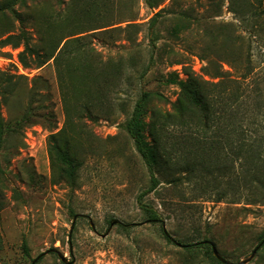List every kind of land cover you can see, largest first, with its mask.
<instances>
[{
  "label": "rangeland",
  "instance_id": "1",
  "mask_svg": "<svg viewBox=\"0 0 264 264\" xmlns=\"http://www.w3.org/2000/svg\"><path fill=\"white\" fill-rule=\"evenodd\" d=\"M216 2L17 0L0 12V118L12 124L0 151V264H31L51 248L72 264H217L204 249L168 242L161 223L147 221L138 196L149 187L150 173L125 127L137 99L149 91L143 121L150 140L152 117L174 111L190 74H201L208 60L236 56L221 28L237 17L228 0L222 9ZM99 26L105 27L89 30ZM9 35L16 37L2 45ZM25 40L39 51L28 54V66L19 57ZM37 76L45 81L31 92L28 83ZM21 117L26 121L15 124ZM52 133L79 163L73 182ZM197 182L174 186L163 179L144 201L177 242L208 238L227 259L245 258L264 236V205L250 211L243 202H216ZM77 213L85 216L69 239ZM113 218L128 227L117 224L102 237ZM36 264L65 263L48 253ZM247 264H264V244Z\"/></svg>",
  "mask_w": 264,
  "mask_h": 264
},
{
  "label": "trees",
  "instance_id": "2",
  "mask_svg": "<svg viewBox=\"0 0 264 264\" xmlns=\"http://www.w3.org/2000/svg\"><path fill=\"white\" fill-rule=\"evenodd\" d=\"M16 1H0V12L13 9ZM224 1L217 0L218 9H222ZM148 2L150 4L151 0ZM228 7L238 22L224 25L221 34L227 49L233 47L236 56L222 55L215 62L208 60L201 74H190L181 83L174 111L161 112L152 117L150 140L144 132L143 121L149 91L141 93L125 125L150 173L149 187L138 196L147 221L160 222L161 232L168 242L192 252L204 249V254H209L217 264L224 263L213 255L210 239L177 242L165 234L162 216L144 198L166 179L174 186L198 181L203 194L215 195L216 202H243L244 209L250 211L254 206L260 209L264 205V64H261L264 61L259 59L264 57V0H228ZM163 11L155 14L151 27L155 26ZM14 37L7 36L2 45L9 44ZM69 43L62 46L58 56L68 50ZM18 44L16 41L15 45ZM25 44L19 57L23 65L28 66V54L39 55V51L28 40H25ZM53 55L44 54L46 59H39L37 67L45 64ZM58 56L55 60H58ZM202 58L206 59L204 56ZM225 64L229 68H225ZM39 80L43 78L37 76L29 81L31 92ZM45 88L48 90L49 85H45ZM45 108L47 117L54 115L49 104ZM22 120L23 117L18 118L15 124ZM35 122V119L29 120V123ZM11 128L10 121L0 118V151ZM175 132L180 135L176 136ZM50 137L55 138L54 148L66 164V175L73 182L79 163L70 156L69 146L65 148L66 145L57 144L56 134L52 133ZM123 224L128 227V224ZM260 244H264V236H261Z\"/></svg>",
  "mask_w": 264,
  "mask_h": 264
},
{
  "label": "water",
  "instance_id": "3",
  "mask_svg": "<svg viewBox=\"0 0 264 264\" xmlns=\"http://www.w3.org/2000/svg\"><path fill=\"white\" fill-rule=\"evenodd\" d=\"M81 216H85V214L77 213V214L74 215V217H73V221H72V225H71V229H70V231H69V239L71 238V235H72V233H73V230H74V227H75V224H76V220H77L79 217H81ZM123 223H124V222H122V221H121L120 219H118V218H113V219H111V221H110V225H109V228L107 229V231H106L104 234H102V237H106V236L111 232L112 228H113L115 225H117V224H123ZM90 225H91V227H92V229H93L94 231H97V230H96L95 223H94L93 220H91V219H90ZM163 228H164L165 234L168 235V236H171V235L169 234V232L167 231V229H166V227H165L164 224H163ZM171 237H172V236H171ZM172 238H173V237H172ZM70 245H72L71 240H70ZM211 246H212V252H213V255H214V256H215L220 262H222V263H224V264H247V263L251 262V261L255 258V256L257 255L258 251H259L260 248L262 247V244H258V245L252 250V252H251L248 256H246L245 258H243V259H241V260H239V261H236V262H235V261H231V260L227 259L226 257H224V256L219 252V250L217 249L216 245H215L213 242L211 243ZM53 252L56 253L57 256H58V258H59V260H61V261H62L63 263H65V264H72V263L74 262V260H72V261L68 260V258H67L64 254H62L60 251H58L57 249H55V248H51V249H49V250H47V251L41 253L39 256H37V257L31 262V264H36V262H38L39 259H40L41 257L45 256V255L48 254V253H53Z\"/></svg>",
  "mask_w": 264,
  "mask_h": 264
},
{
  "label": "flooded vegetation",
  "instance_id": "4",
  "mask_svg": "<svg viewBox=\"0 0 264 264\" xmlns=\"http://www.w3.org/2000/svg\"><path fill=\"white\" fill-rule=\"evenodd\" d=\"M89 218V217H88Z\"/></svg>",
  "mask_w": 264,
  "mask_h": 264
}]
</instances>
